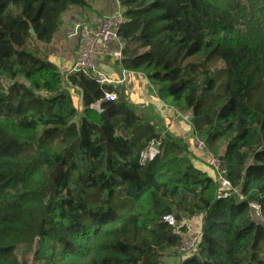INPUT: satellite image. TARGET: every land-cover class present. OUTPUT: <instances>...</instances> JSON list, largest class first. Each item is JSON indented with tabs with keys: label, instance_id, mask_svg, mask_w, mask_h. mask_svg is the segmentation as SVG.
Returning <instances> with one entry per match:
<instances>
[{
	"label": "trees",
	"instance_id": "1",
	"mask_svg": "<svg viewBox=\"0 0 264 264\" xmlns=\"http://www.w3.org/2000/svg\"><path fill=\"white\" fill-rule=\"evenodd\" d=\"M118 3L120 65L191 111L231 187L223 196L151 106L49 59L41 45L85 0H0V264H28L27 252L35 264H167L180 234L166 215L201 216L196 251L176 264H264L249 210L264 220V0Z\"/></svg>",
	"mask_w": 264,
	"mask_h": 264
},
{
	"label": "built area",
	"instance_id": "2",
	"mask_svg": "<svg viewBox=\"0 0 264 264\" xmlns=\"http://www.w3.org/2000/svg\"><path fill=\"white\" fill-rule=\"evenodd\" d=\"M125 20L123 9L116 2L115 7L108 14H103L96 19L94 24H88L81 19H73L68 27V35L77 36V45L74 52L73 62L67 72L83 71L91 74L99 83H111L114 86L120 85L125 81L123 73L111 79L108 72L104 70L98 63L99 57H108L120 63L122 56V38L119 34L121 23ZM123 69V68H122ZM125 71V69H123ZM117 97L116 91L105 92V98L112 100ZM95 104H92L94 107ZM191 111L181 110L173 107V116L169 123L174 124L178 121L190 123ZM163 134L150 141L146 148L140 152L142 160L152 158L160 150V143ZM189 143L191 149L197 154L198 152L205 153L207 160L213 172V177L218 180L220 189L223 191V196L227 195V191L231 187L230 181L222 175L220 160L216 155H213L205 150L204 141L189 130V135L183 136ZM256 205V204H255ZM259 209V206L256 205ZM164 219L175 226V230L180 234L179 252L185 258L193 254L197 249V244L201 237V220L195 224L193 221L183 219L176 222L172 215L164 216ZM184 227V230H180Z\"/></svg>",
	"mask_w": 264,
	"mask_h": 264
},
{
	"label": "crops",
	"instance_id": "3",
	"mask_svg": "<svg viewBox=\"0 0 264 264\" xmlns=\"http://www.w3.org/2000/svg\"><path fill=\"white\" fill-rule=\"evenodd\" d=\"M85 1L88 4L86 7L75 4L66 9L62 15L61 23L54 33L51 41L47 44L41 45L48 54L49 59L64 72L68 71L73 62L74 52L77 45V36L68 35L67 33L71 21L75 18H79L86 21L88 24H94L99 16L108 14L112 11L117 2V0ZM98 63L108 72L111 79L116 78L123 73L126 79L124 83L117 86L122 87L125 90L130 101L140 104L141 106H151L156 114L162 116L169 131L182 136V131H185L187 128L191 129L190 123L181 122L186 124V127L181 126V123L179 122H175L174 124L169 123L170 118L173 116V106H169L164 103L151 91H149L150 94L147 95L148 80L142 73L129 70L124 71L120 63L115 60H111L108 57H99ZM71 91L73 92L72 89ZM74 96L75 105L79 106V96L77 93H74ZM193 162L195 166L213 176L212 170L203 162V160L195 158L193 159ZM195 218L196 220H201L200 215Z\"/></svg>",
	"mask_w": 264,
	"mask_h": 264
},
{
	"label": "rangeland",
	"instance_id": "4",
	"mask_svg": "<svg viewBox=\"0 0 264 264\" xmlns=\"http://www.w3.org/2000/svg\"><path fill=\"white\" fill-rule=\"evenodd\" d=\"M147 89H148V91H147V95H149L150 94V90H149V86H147ZM147 98V97H146ZM144 108H146L147 109V111H150V109L148 108V106L146 105ZM170 118V117H169ZM179 123H181V122H184L183 120L182 121H178ZM186 123V122H185ZM181 126H184V127H186L187 125L186 124H184V123H181L180 124ZM188 130V131H187ZM189 128H187L185 131H182V136H185V135H189ZM166 131H169V129L168 128H166ZM165 132V131H164ZM164 132H162L163 134H164ZM194 154H196V153H194ZM198 154H200V155H197V158L196 159H200V160H203V162L207 165V166H212V165H210L209 164V162H208V160H207V157H206V155H205V153H202V152H198ZM210 169H211V167H210ZM196 216H194V217H191L190 219H189V221H193L195 224H197V222L199 221V220H196V218H195ZM31 256H32V254L30 253V252H27L26 254H25V257L27 258V263L28 264H35L34 263V261H32V259H31ZM181 258H183L182 257V253L181 252H179V248L177 249V254L175 255V257L174 256H171V255H169V254H166V255H164V257H163V261L164 262H166L167 264H176V262H179L180 260H181Z\"/></svg>",
	"mask_w": 264,
	"mask_h": 264
},
{
	"label": "water",
	"instance_id": "5",
	"mask_svg": "<svg viewBox=\"0 0 264 264\" xmlns=\"http://www.w3.org/2000/svg\"><path fill=\"white\" fill-rule=\"evenodd\" d=\"M31 31H33V30L31 29ZM94 108L101 111V109L99 108V102L95 103ZM249 210H250V214H251L252 218L254 219V221L264 224V220L261 217V215L259 213V209L257 208V206L255 204L251 203L249 206Z\"/></svg>",
	"mask_w": 264,
	"mask_h": 264
}]
</instances>
